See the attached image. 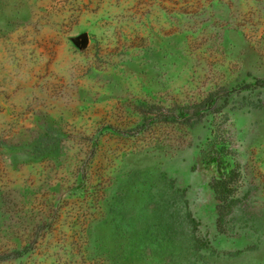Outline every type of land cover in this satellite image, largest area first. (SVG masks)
<instances>
[{
  "label": "rangeland",
  "instance_id": "374dc122",
  "mask_svg": "<svg viewBox=\"0 0 264 264\" xmlns=\"http://www.w3.org/2000/svg\"><path fill=\"white\" fill-rule=\"evenodd\" d=\"M0 264H264V0H0Z\"/></svg>",
  "mask_w": 264,
  "mask_h": 264
},
{
  "label": "trees",
  "instance_id": "16d2710c",
  "mask_svg": "<svg viewBox=\"0 0 264 264\" xmlns=\"http://www.w3.org/2000/svg\"><path fill=\"white\" fill-rule=\"evenodd\" d=\"M210 164L216 165L218 169H220V171L225 174V160H223V158L220 157L213 158L211 159ZM231 175L236 176L238 174L236 172H232Z\"/></svg>",
  "mask_w": 264,
  "mask_h": 264
}]
</instances>
